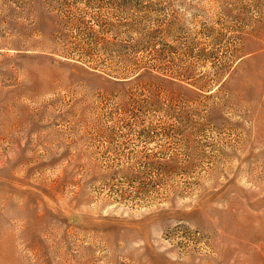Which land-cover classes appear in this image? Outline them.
Returning <instances> with one entry per match:
<instances>
[{
	"label": "rangeland",
	"instance_id": "1",
	"mask_svg": "<svg viewBox=\"0 0 264 264\" xmlns=\"http://www.w3.org/2000/svg\"><path fill=\"white\" fill-rule=\"evenodd\" d=\"M0 264H264V0H0Z\"/></svg>",
	"mask_w": 264,
	"mask_h": 264
}]
</instances>
